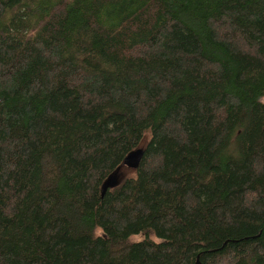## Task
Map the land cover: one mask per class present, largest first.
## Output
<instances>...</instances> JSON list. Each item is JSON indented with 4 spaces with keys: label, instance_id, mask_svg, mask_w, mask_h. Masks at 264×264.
<instances>
[{
    "label": "trees",
    "instance_id": "1",
    "mask_svg": "<svg viewBox=\"0 0 264 264\" xmlns=\"http://www.w3.org/2000/svg\"><path fill=\"white\" fill-rule=\"evenodd\" d=\"M197 261L264 264V0H0V264Z\"/></svg>",
    "mask_w": 264,
    "mask_h": 264
},
{
    "label": "water",
    "instance_id": "2",
    "mask_svg": "<svg viewBox=\"0 0 264 264\" xmlns=\"http://www.w3.org/2000/svg\"><path fill=\"white\" fill-rule=\"evenodd\" d=\"M142 155L143 148L141 146L131 150L123 159L122 164L111 172L103 181L101 185V196H103L108 189L114 188L120 184L124 178L125 170L137 169ZM196 264H200V262L197 261Z\"/></svg>",
    "mask_w": 264,
    "mask_h": 264
},
{
    "label": "rangeland",
    "instance_id": "3",
    "mask_svg": "<svg viewBox=\"0 0 264 264\" xmlns=\"http://www.w3.org/2000/svg\"><path fill=\"white\" fill-rule=\"evenodd\" d=\"M141 237H143L142 234H141V235H135V236H133V239H139V238H141Z\"/></svg>",
    "mask_w": 264,
    "mask_h": 264
}]
</instances>
